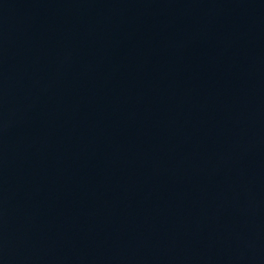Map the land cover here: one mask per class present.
<instances>
[{"label":"water","instance_id":"1","mask_svg":"<svg viewBox=\"0 0 264 264\" xmlns=\"http://www.w3.org/2000/svg\"><path fill=\"white\" fill-rule=\"evenodd\" d=\"M0 264H264V0H0Z\"/></svg>","mask_w":264,"mask_h":264}]
</instances>
